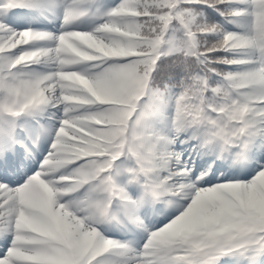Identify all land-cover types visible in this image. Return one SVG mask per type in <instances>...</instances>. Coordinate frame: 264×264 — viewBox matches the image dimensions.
Returning a JSON list of instances; mask_svg holds the SVG:
<instances>
[{"label": "snow or ice", "instance_id": "obj_1", "mask_svg": "<svg viewBox=\"0 0 264 264\" xmlns=\"http://www.w3.org/2000/svg\"><path fill=\"white\" fill-rule=\"evenodd\" d=\"M83 3L0 0V176L20 175L35 147L17 121L62 106L40 167L16 186L0 182V264H219L226 256L264 264V0H121L91 31L74 30L88 14ZM196 6L241 30L226 31ZM56 8L58 33L10 26L18 9ZM168 57L181 76L161 88ZM171 87L180 89L174 132L195 130L193 151L212 160L199 175L170 168L182 155L171 150L175 141L150 134L153 102ZM121 159L131 167L118 168ZM217 159L254 174L225 175ZM174 178L193 179L173 185ZM86 186L83 200L65 202ZM168 196L186 203L149 230L141 215L159 211L154 205ZM114 201L148 233L139 250L98 230L115 219Z\"/></svg>", "mask_w": 264, "mask_h": 264}, {"label": "rangeland", "instance_id": "obj_2", "mask_svg": "<svg viewBox=\"0 0 264 264\" xmlns=\"http://www.w3.org/2000/svg\"><path fill=\"white\" fill-rule=\"evenodd\" d=\"M81 6L83 7V9L88 14L85 17H83L80 21H78L76 24H74L72 27L74 30L91 31L93 28H95L97 25H99L103 21V16L105 14V11L107 12V11H109V9L111 7H115L116 3L114 4L110 0H103L102 5H99L97 7L94 6L93 4L91 6H89L86 3H83ZM50 11L52 12L51 13L52 16L50 17V22L55 23L53 33H58L60 30V24H61V19H62V15H63V8L51 9ZM54 119H55L54 124H52L49 127L50 131L52 133L50 132L48 134L51 137L50 141H48V142H45V140H43L45 138L44 132H43L44 129L42 127L39 128L36 126V133L38 134L37 136H40V138H41V148H42V151L44 153L43 159L47 155V151H48L50 144L52 143V140H53V137L55 134V130L59 127V121H60V119H62V107L60 109L59 115L57 114L54 117ZM39 126H41V125L39 124ZM189 132L194 136L197 134L195 132V130H189ZM34 157L35 156H32L31 159L28 160L27 156H25L24 165H23L24 166V174L14 176V177H9V178H4V177L0 176V181L1 182H7L10 184V186H16L19 183H23V181L27 178V176H29V174L27 172H25V171H27V168H30V170L32 171V168L36 165L37 158L34 159ZM43 159L41 160V162L43 161ZM172 164L173 165H171V168L174 167L176 170H179L185 166L192 168L193 171H195L196 175H199L201 172L206 171L208 169L207 166H199V165H196L195 163L190 162L186 159H181L179 163L172 162ZM228 170H230V169L229 168L226 169L225 175H228V173H229ZM63 172H64V170H63ZM217 177H219L220 179L224 178L219 173H217ZM191 179H193V178H187V179H185V178H174L173 181H175V182H177V184H179V183H188L191 181ZM85 195H86V193L79 191L77 193L72 194L69 197H65L64 199H65V202L72 201V200H83L85 198ZM141 212H143V210H141ZM176 212H177V210L174 211L173 213H171L169 215V217H167L166 220H164V222H160L159 220H157V217L154 215L155 211L150 212L146 218L143 215H141V219L144 220V224L148 227L149 230H154L155 228L160 227L163 224L167 223L168 219L172 215H175ZM123 213H125L124 210H123ZM126 217L128 218V224H127L128 228L131 229L130 233H135V231H139V233H140V237L138 238V243L136 244L138 246V248L140 249L142 247L143 243L145 242V240L147 239L148 233L143 228L138 226L136 223L132 222V220H130L127 215H126ZM98 225H96V226L98 227ZM99 231H101V233L103 235L106 234V228L102 227V223L99 226ZM133 247H135V246H133Z\"/></svg>", "mask_w": 264, "mask_h": 264}, {"label": "trees", "instance_id": "obj_3", "mask_svg": "<svg viewBox=\"0 0 264 264\" xmlns=\"http://www.w3.org/2000/svg\"><path fill=\"white\" fill-rule=\"evenodd\" d=\"M240 7H244V5H240ZM198 11L203 12V14L209 18L211 22L219 23L226 31H240L241 29L236 26L237 22L234 23H227L223 18L219 17L216 12H214L210 8H202L200 6H196ZM19 18V17H18ZM17 18V22H18ZM16 23H12L10 26L13 28H16ZM169 35H172L170 32ZM177 37H180L182 35L181 32L177 31L175 33ZM175 59V57H168L167 62L162 63V68L158 77V84L161 88H163V85L165 83L169 85L178 84L181 73L180 70L172 63V61ZM215 67L220 71H236L238 69L236 68H229L225 65H215ZM176 91L179 92V88L175 87ZM172 96V94H170ZM174 99L172 98L171 102H167L164 98L163 102L155 101L153 102L156 105L157 112L156 115L153 116V118L149 121V130L150 134L157 136V137H164L168 140H174L175 142L171 145V150L176 152L177 150H180L179 153L182 154V156H186L187 152H190L193 148L194 144L191 141V136L187 132L180 133L178 136L174 132L172 128V120L174 116ZM142 103L147 104L149 103L148 97H145V99L142 101ZM47 109L44 108L43 110ZM173 133L176 137L172 136ZM183 141V143H181ZM208 160V163H210L209 157L203 156V159L201 162ZM260 161H256V163H259ZM118 168H124V167H131V162L121 159L116 164ZM234 168H236V176H242L244 173L245 175L250 174V171H253V169L250 166H240L237 165ZM70 172V171H69ZM162 175H166V173H162ZM125 177H121L120 183L122 185L125 184ZM132 195H136V189L135 188H129L128 189ZM247 264V261L243 260L242 258H239L238 261H234L232 258L229 259V264Z\"/></svg>", "mask_w": 264, "mask_h": 264}]
</instances>
